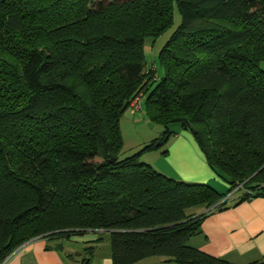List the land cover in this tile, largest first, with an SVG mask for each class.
<instances>
[{
	"label": "trees",
	"instance_id": "1",
	"mask_svg": "<svg viewBox=\"0 0 264 264\" xmlns=\"http://www.w3.org/2000/svg\"><path fill=\"white\" fill-rule=\"evenodd\" d=\"M175 10L160 74L144 43ZM263 63L264 0H0V261L93 230L113 264H233L190 244L227 194L139 156L186 129L239 202L264 195ZM140 95L161 134L121 157V117Z\"/></svg>",
	"mask_w": 264,
	"mask_h": 264
},
{
	"label": "crops",
	"instance_id": "2",
	"mask_svg": "<svg viewBox=\"0 0 264 264\" xmlns=\"http://www.w3.org/2000/svg\"><path fill=\"white\" fill-rule=\"evenodd\" d=\"M167 148L168 153L160 156L166 166H161L164 173L186 181L205 182L219 192L230 195L228 198L231 201L225 208L206 214L201 232L191 237L190 244L233 264L264 261V195L239 202L242 194L240 191L229 194L230 185L208 164L205 154L189 130L180 129L170 138ZM194 211L204 213L208 210L196 207ZM89 246H94L89 264H113L108 236L93 230L55 241L45 237L33 238L11 253L6 264H82ZM137 264L172 263L161 256H151Z\"/></svg>",
	"mask_w": 264,
	"mask_h": 264
},
{
	"label": "rangeland",
	"instance_id": "3",
	"mask_svg": "<svg viewBox=\"0 0 264 264\" xmlns=\"http://www.w3.org/2000/svg\"><path fill=\"white\" fill-rule=\"evenodd\" d=\"M181 21V16L177 10H175V23L174 25L161 34L158 37H147L144 43V54L146 59V65L152 67L154 64L160 69V74H162V68H160L159 53L168 38L171 36L172 32L175 30L177 25ZM264 65V63H263ZM136 103V102H135ZM143 103V97H142ZM137 106V105H136ZM142 110V111H141ZM121 131L123 136V146L120 151V156H129L140 149L144 148L145 145L150 143L156 136H160L162 126L152 120H150L144 111V106H142L136 114L131 113L130 110H127L121 117ZM173 128L178 127V125H173ZM157 134V135H156ZM152 138V139H149ZM149 141H145L148 140ZM169 143V142H168ZM167 145H163L161 149L154 150H145L139 156V160L142 162H147L152 164L157 170L162 171V167H166L163 164V159H160V156L166 154L162 153V150L165 149ZM162 166V167H161ZM164 173V172H163ZM166 174V173H165ZM237 189H234L229 194L234 193ZM228 195L227 197H229ZM209 210V209H207ZM102 232V231H98ZM55 243V242H54ZM57 243V242H56ZM11 255V254H10ZM9 255V256H10ZM4 261V260H3ZM3 261H0L3 262Z\"/></svg>",
	"mask_w": 264,
	"mask_h": 264
},
{
	"label": "built area",
	"instance_id": "4",
	"mask_svg": "<svg viewBox=\"0 0 264 264\" xmlns=\"http://www.w3.org/2000/svg\"><path fill=\"white\" fill-rule=\"evenodd\" d=\"M136 102V103H135ZM137 105V106H136ZM142 107V95L137 96L132 105H131V111L132 112H136L138 111L140 108ZM9 256H7L3 262H1L0 264H6L7 260H8Z\"/></svg>",
	"mask_w": 264,
	"mask_h": 264
}]
</instances>
